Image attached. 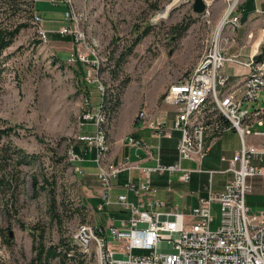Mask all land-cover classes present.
Masks as SVG:
<instances>
[{
    "label": "rangeland",
    "instance_id": "374dc122",
    "mask_svg": "<svg viewBox=\"0 0 264 264\" xmlns=\"http://www.w3.org/2000/svg\"><path fill=\"white\" fill-rule=\"evenodd\" d=\"M74 1L85 12V26L98 43L109 133L119 112L110 111L114 99H121L123 115L134 107L138 114L146 108L147 98L161 103L169 86L199 63L227 8V0H204L210 2V14L203 16L194 10L195 0ZM4 3L0 0V8ZM38 7L49 20L58 19L63 10L60 5ZM168 7L166 16L156 19ZM9 15L1 12L0 22L9 23ZM22 20L30 26L7 48L0 64V130L12 128V134L0 142V264H40L35 258L42 244L58 245L63 237L66 243L72 240V246L80 224L102 219L107 227L113 222L98 209L102 187L97 160L89 169L96 166V174L82 175L69 158L72 148L88 149L78 136L96 131L92 122H82L86 93L95 105L101 99L98 90L87 82L85 65L68 61L74 49L71 36L59 34V26L51 21L37 25L33 18ZM186 24L188 29L179 35L180 25ZM39 27L50 28L46 42H37ZM244 33L240 32L241 42L231 47L230 54L248 40ZM137 37L142 38L134 45ZM91 94H98L96 103ZM66 243L61 249H67ZM85 253L83 264H99L94 246ZM44 261L61 264L60 258Z\"/></svg>",
    "mask_w": 264,
    "mask_h": 264
},
{
    "label": "built area",
    "instance_id": "2783aa9c",
    "mask_svg": "<svg viewBox=\"0 0 264 264\" xmlns=\"http://www.w3.org/2000/svg\"><path fill=\"white\" fill-rule=\"evenodd\" d=\"M50 1L66 5L65 22L57 32L73 39L74 49L68 61L85 65L88 69L86 80L91 85H97L101 97L99 103L93 105L87 96L82 125L92 122L96 131L83 133L78 140L88 149L95 150L99 168L97 174L102 187L98 209H108V220L113 222L108 228L101 224H80L73 241L80 252L86 255L85 252L94 246L99 264H264V210L250 215L246 202L247 195L252 191L250 178L264 176V166L257 167L253 163L255 155L264 156V142L260 149L248 141L250 135L264 138V57L259 58L264 49V31L256 38L254 31L248 32V40L236 53L230 54L231 47L241 42L238 36L242 28L240 0H227L219 35L216 31L207 40L208 45L195 68L171 84L165 92L164 102L178 110L175 129L181 132L179 159L171 164L159 161L155 167H141L129 160L116 164L109 159L108 126L111 122L106 112L107 88L99 78L97 40L89 34L85 26V12L77 7L74 0ZM206 4L203 16L210 14V2ZM256 10L264 16V9L257 7ZM33 21L41 25L46 18L36 11ZM49 32V29L39 27L41 42L48 40ZM251 45V49L247 48ZM231 63L244 69L241 73L245 74L242 87H233L235 74L225 72L226 65ZM137 118L159 138L167 134L166 122L155 121L147 108H142ZM228 129L240 134L242 147L232 158H222L230 164L226 171L233 174L224 191L213 192L210 180L208 197L201 198L197 206L185 211L160 210L163 202L159 200L148 204L130 200L128 191L141 196L143 191L152 190L153 172H179L182 181H190L194 169L184 167L183 160H195L199 164L196 170L213 173L214 170L203 167V160L212 148L206 135L212 134L217 139ZM127 142L139 148L145 146L146 152L152 153V146L134 135H129ZM69 158L76 165L77 172L84 175V155L72 148ZM134 168L141 170L142 183L139 186L133 182L125 184L127 191L114 199V178L120 172ZM215 203L220 206V221L213 228ZM114 205H119L128 213V217L120 219L119 224L114 223L116 218L111 213ZM163 244L167 248L161 249ZM136 249L149 252L135 254Z\"/></svg>",
    "mask_w": 264,
    "mask_h": 264
},
{
    "label": "crops",
    "instance_id": "0c3cea01",
    "mask_svg": "<svg viewBox=\"0 0 264 264\" xmlns=\"http://www.w3.org/2000/svg\"><path fill=\"white\" fill-rule=\"evenodd\" d=\"M36 11L45 14L46 20L53 25H62L65 22L64 11L66 10V5L64 3L52 4L50 0H37ZM42 4L54 7L61 6L63 8L62 14L58 19L49 20L47 14L43 9H39L38 5ZM257 7L264 9V0H241L239 5V13L241 15L242 28L240 32L245 30L247 35L248 32L254 31L255 38L259 36L264 30V16L257 13ZM50 29V28H49ZM57 31V30H56ZM53 35H57V32H53ZM240 38V37H239ZM72 40V39H71ZM247 52V51H246ZM236 64H227L225 67V72L235 74V81L233 87L239 88L244 85L245 74H242L244 70L238 69L235 71ZM228 66V68H227ZM99 93V92H98ZM93 101L95 103L98 99V94H91L93 96ZM96 95V96H95ZM100 96V94H99ZM94 103V102H93ZM97 102L96 104H98ZM122 103V101H121ZM124 104V99H123ZM146 108L151 112L152 117L155 121H165L167 127V134L159 138L156 136L154 131L146 126H144L137 118V110L133 108L132 111L123 115V105L118 108L119 112L114 118L112 127L109 133L110 138V150L108 152V157L111 161L116 164H121L122 162L129 160L132 163H137L141 167L151 166L155 167L158 162L164 164L175 163L179 159L178 155V143L181 138V132L175 129L178 120V110L175 106L167 104L162 98V102L158 104L156 98L146 99ZM258 127V125H256ZM264 128V127H263ZM129 135H134L143 141V143L152 146V153H147L145 146L139 148L138 146L132 145L127 142V137ZM206 140L212 145L211 151L203 160V167L206 170H214L213 173L209 172H199L196 170L198 168V162L195 160H183L182 164L186 168L194 169L192 172L190 181H182L179 176V172L175 173H159L153 172L151 175L152 180V190L143 191L140 195H137L133 191H128L130 200L135 203H145L148 204L150 201L159 200L163 204L160 206V210H189L199 204L200 199L208 197L209 195V181L211 180V189L213 192L219 193L224 191L226 184L232 179L233 174L226 171L230 164L228 161L223 160V157L227 159L232 158L237 151L242 147V139L240 134L234 129H228L223 131L217 139H214L212 134L206 135ZM248 141L251 144H255L261 149L263 146L264 138L256 137L250 135ZM79 152L85 157L84 165L86 164L84 170L86 174L95 173L97 167L94 170L90 168L93 166L95 158L94 149H86L83 151L82 146H78ZM90 151V152H89ZM253 163L257 167L264 166V156L261 158L259 155L253 157ZM92 164V165H91ZM221 170V171H220ZM173 175V177H172ZM143 181V174L139 168L126 169L118 174L114 178V188H113V198L117 199L118 194L126 192L127 189L125 184L129 182L135 183L139 186ZM252 184V191L247 195V205L249 207L250 215H254L258 210H264V176H255L250 178ZM174 192H172V191ZM98 197V195H97ZM98 205L101 199H97ZM146 208V206H145ZM220 206L219 203L214 204L215 220L213 225L217 226L220 221ZM106 209L104 214L108 217ZM111 213L114 219V223L119 224V220L128 217V213L121 210L119 205H114L111 208ZM104 215V216H105ZM101 223L97 224H102ZM105 226V225H103Z\"/></svg>",
    "mask_w": 264,
    "mask_h": 264
},
{
    "label": "trees",
    "instance_id": "16d2710c",
    "mask_svg": "<svg viewBox=\"0 0 264 264\" xmlns=\"http://www.w3.org/2000/svg\"><path fill=\"white\" fill-rule=\"evenodd\" d=\"M35 2L33 0H5L4 5L0 8V13H7L10 12V15L8 19L10 22L6 23L4 25V21L0 22V64L2 63V58L4 52L13 45L16 37L19 35V33L24 29L29 27L30 23L28 21H20V19L24 18L25 20H28L30 18L34 17L35 14ZM24 14L23 16L17 15ZM27 18V19H26ZM179 26V25H178ZM180 32L179 35H182L189 27L188 24L186 25H180ZM150 29H147L144 34H148ZM60 34V33H59ZM142 37H137V39L134 41V45L138 44L140 42ZM68 39V38H67ZM37 42H41L40 40ZM133 47H131L129 50L132 51ZM264 57V49L263 52L259 55V58ZM78 64H82L79 62ZM97 88V85H94ZM86 95L89 96V92L86 93ZM114 103L110 106V111L116 112V110L121 105V99L116 98L114 99ZM111 103V101H110ZM110 105V104H109ZM12 134V128L7 127L5 129L0 130V142L3 139L4 136H10ZM75 150H79L77 147ZM37 192L39 191L38 188ZM71 242L66 243L64 241V238L62 237V243L58 245H52L50 247H45L44 244L41 245V248L38 252V255L36 256L35 260L39 261L40 264H46L47 261H44L45 259L49 260L50 258H60L61 264H83L84 263V256L85 254L80 252L78 246L73 243L71 246ZM64 243L67 244V249L62 248L61 245ZM65 250V251H64ZM73 250L74 253L70 254V251ZM67 259L71 263H67Z\"/></svg>",
    "mask_w": 264,
    "mask_h": 264
},
{
    "label": "water",
    "instance_id": "95a60500",
    "mask_svg": "<svg viewBox=\"0 0 264 264\" xmlns=\"http://www.w3.org/2000/svg\"><path fill=\"white\" fill-rule=\"evenodd\" d=\"M206 7H207V4L204 0H195L194 10L197 13L202 14L206 10Z\"/></svg>",
    "mask_w": 264,
    "mask_h": 264
},
{
    "label": "bare ground",
    "instance_id": "6f19581e",
    "mask_svg": "<svg viewBox=\"0 0 264 264\" xmlns=\"http://www.w3.org/2000/svg\"><path fill=\"white\" fill-rule=\"evenodd\" d=\"M168 9H169V7H168L165 11L159 13V14L157 15V18H156V19L161 18V17H165L166 14H167V12H168ZM221 28H222V21H221V23H220V25H219L218 35H219V33H220ZM107 228H108V227H107Z\"/></svg>",
    "mask_w": 264,
    "mask_h": 264
}]
</instances>
